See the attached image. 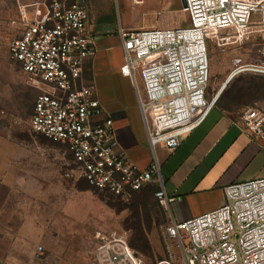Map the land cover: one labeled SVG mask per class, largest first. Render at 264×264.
Here are the masks:
<instances>
[{
	"label": "built area",
	"instance_id": "1",
	"mask_svg": "<svg viewBox=\"0 0 264 264\" xmlns=\"http://www.w3.org/2000/svg\"><path fill=\"white\" fill-rule=\"evenodd\" d=\"M181 3L189 26L119 28L154 154L147 169H141L121 147L114 120L105 115L95 86L85 82L83 63L97 53L89 34L86 0H38L29 7L32 17L26 6H20L12 24L20 26L21 34L9 44L11 57L45 86L35 100L31 127L71 154L65 178L86 181L124 200L155 186V197L167 214L177 197L166 191L157 147L171 151L180 147L220 97V93L208 96V35L231 30L224 40L230 42L255 28L264 40V0ZM261 56V62L238 60L231 76L249 70L264 73V45ZM233 122L254 138L264 139V108L248 107ZM224 192L222 206L165 225L167 238L181 247L182 264H264V177L231 183ZM94 239V264H147L130 245L127 233L97 231ZM37 252L46 256L43 245Z\"/></svg>",
	"mask_w": 264,
	"mask_h": 264
},
{
	"label": "rangeland",
	"instance_id": "2",
	"mask_svg": "<svg viewBox=\"0 0 264 264\" xmlns=\"http://www.w3.org/2000/svg\"><path fill=\"white\" fill-rule=\"evenodd\" d=\"M7 1L9 6L0 5L1 221L7 224L10 211L15 213V219L29 211L42 218V227L49 225L51 234L64 241V246L51 255L61 257L63 264H94L97 231L127 233L129 241L136 236L131 219L133 200L98 190L83 180L65 178L64 171L72 163L71 154L63 145L32 129L35 100L45 86L33 80L9 53V44L21 34V28L12 24L18 18L16 0ZM86 2L89 26L104 32L120 26L175 28L190 25L188 15L182 11L181 0H143L140 4L131 0ZM252 30L230 42L224 40L232 34L231 30L213 32L207 37L211 68L208 96L220 93L223 87L217 105L228 109L234 119L248 107L264 108V73L249 70L231 78L238 60L243 64L263 60L264 40L255 28ZM139 113L142 118L140 106ZM6 178L9 185L3 181ZM155 201L158 203L154 194L152 202ZM153 218L152 225L145 226L149 246L138 242L144 252L137 249V253L147 264H182L179 243L168 239L165 233V225L171 220L159 203L153 209ZM41 245L46 249L41 243L37 248ZM54 262L40 261L41 264Z\"/></svg>",
	"mask_w": 264,
	"mask_h": 264
},
{
	"label": "crops",
	"instance_id": "3",
	"mask_svg": "<svg viewBox=\"0 0 264 264\" xmlns=\"http://www.w3.org/2000/svg\"><path fill=\"white\" fill-rule=\"evenodd\" d=\"M35 1L16 0L18 15L20 6H26L32 17L29 7ZM0 5L9 6L7 0H1ZM89 34L97 53L83 63L85 82L95 86L105 115L114 120L121 147L141 169H147L154 154L119 29L104 32L91 25ZM233 120L228 109L217 105L180 147L172 151L157 147L166 191L177 197L168 214L170 220L212 211L225 203L227 185L264 177V139L254 138ZM3 181L10 184L8 178ZM13 214L8 213L6 225L0 217V264H41V260H49L46 256L63 261L51 252L63 247L64 241L51 234L49 225L42 227L41 217L26 211L15 219ZM40 243L46 248L45 257L36 251Z\"/></svg>",
	"mask_w": 264,
	"mask_h": 264
},
{
	"label": "trees",
	"instance_id": "4",
	"mask_svg": "<svg viewBox=\"0 0 264 264\" xmlns=\"http://www.w3.org/2000/svg\"><path fill=\"white\" fill-rule=\"evenodd\" d=\"M156 188L152 186H147L139 191H135L132 195V228L136 232V236L132 237L129 241L130 245L135 249H139L144 252L138 242L142 245L149 246V237L145 230V226L152 225L154 222L153 209L158 203L152 202V197L154 196ZM162 212V211H161ZM166 222V217L163 214V223Z\"/></svg>",
	"mask_w": 264,
	"mask_h": 264
},
{
	"label": "bare ground",
	"instance_id": "5",
	"mask_svg": "<svg viewBox=\"0 0 264 264\" xmlns=\"http://www.w3.org/2000/svg\"><path fill=\"white\" fill-rule=\"evenodd\" d=\"M236 76H238V74L236 75ZM231 78H234V75L233 76H231ZM228 82V81H227ZM230 82V81H229ZM224 86V85H223ZM220 93H223V87H222V89L220 90ZM162 263H164V262H162Z\"/></svg>",
	"mask_w": 264,
	"mask_h": 264
}]
</instances>
